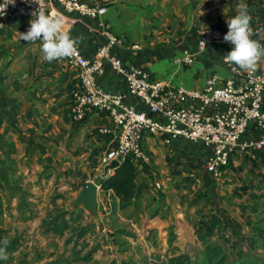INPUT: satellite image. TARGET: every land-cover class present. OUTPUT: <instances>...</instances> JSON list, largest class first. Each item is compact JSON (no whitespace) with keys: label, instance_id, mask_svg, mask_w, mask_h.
Returning a JSON list of instances; mask_svg holds the SVG:
<instances>
[{"label":"crops","instance_id":"0c3cea01","mask_svg":"<svg viewBox=\"0 0 264 264\" xmlns=\"http://www.w3.org/2000/svg\"><path fill=\"white\" fill-rule=\"evenodd\" d=\"M241 3L247 5L251 23L260 19L264 0H112L100 18L69 14L70 35L91 58L106 42L102 21L123 39L111 55L143 67L165 85L201 89L210 76L217 83L228 76L223 57L231 45L209 44L188 66L174 59L195 47L202 28L227 30L226 19ZM28 27L29 20L21 16L0 22V241H9L8 258L0 264H149L147 258L159 252H167L172 264H195L232 252L240 264L245 251L264 263V146L237 148L216 178L204 167L210 149L204 147L202 153L198 144L184 139L164 144L158 136L145 135L148 162L135 163L137 189L131 203L122 207L112 189L100 188L96 217L82 206L72 208L81 188L100 175L99 156L115 145L117 136L115 130L99 132L113 127L104 113L92 111L81 121L69 118L76 72L65 58L42 62L40 42L18 36ZM258 40L264 46V32ZM256 70L264 75V57ZM98 82L112 92L126 91L109 62ZM128 101L144 108L135 97ZM260 137L249 126L239 144ZM58 215L68 225L61 234L49 229ZM212 217L218 227L198 239L196 225L206 226ZM88 224L90 229L77 238V229ZM97 244L91 259L83 260Z\"/></svg>","mask_w":264,"mask_h":264},{"label":"built area","instance_id":"2783aa9c","mask_svg":"<svg viewBox=\"0 0 264 264\" xmlns=\"http://www.w3.org/2000/svg\"><path fill=\"white\" fill-rule=\"evenodd\" d=\"M0 0V8L5 6V14L0 15V22L14 16L30 20L31 13L37 5L29 0ZM112 0H99L96 3H85L82 0H46V11L55 12L65 21V27L70 30L73 20L69 14L75 13L89 18L102 17ZM251 24L253 39L264 32L263 14ZM262 21V22H261ZM106 42L95 50L91 58L83 55L79 45L71 57L65 58L68 65L77 75L78 83L69 90V118L81 121L86 114L97 111L106 114L112 129L100 128V133L115 130L117 140L99 156L101 173L95 179L97 189H100L99 179L103 177V167L112 160L121 163L129 158L134 163L145 164L148 157L143 151L142 140L145 135L161 138L164 144L177 139H184L195 144H201L210 149L204 161L205 169L213 177H221L234 150L252 149L264 146V75L255 72L241 71L234 64H226L229 77L217 83L215 76L206 79L201 89H190L184 86L172 87L151 77L143 67L126 64L112 50L123 44V39L110 32L104 22ZM226 29L211 25L199 30L195 47L185 49L174 62L190 65L196 56L202 53L209 44L221 46L230 45L223 40ZM263 46L261 40H258ZM138 48L137 44L132 45ZM224 58V57H223ZM109 62L115 73L124 79L126 91L118 93L106 90L98 82V77L104 72V64ZM135 97L144 108L140 109L128 101ZM179 100L182 105H175L171 100ZM187 100L197 104L187 105ZM152 114V115H150ZM249 126L261 132L258 140L239 144V139ZM156 189L161 188L155 182ZM149 264H170L166 252H159L147 258Z\"/></svg>","mask_w":264,"mask_h":264},{"label":"clouds","instance_id":"9594fccd","mask_svg":"<svg viewBox=\"0 0 264 264\" xmlns=\"http://www.w3.org/2000/svg\"><path fill=\"white\" fill-rule=\"evenodd\" d=\"M28 3L29 0H24ZM37 5L31 13L29 27L24 32H18L21 40L26 42L39 41L41 60L52 62L71 57L76 50L78 40L70 35L65 27L63 18L55 12L46 11V0H31ZM10 3H14L11 0ZM7 5V4H6ZM6 5L0 8V15L5 14ZM203 13L201 12V15ZM252 16L246 4L237 5L236 14L226 19L227 32L223 36L225 42L230 43L231 49L224 56L226 64H234L244 72H255L258 62L264 57V46L254 35L251 27ZM9 241H0V259L6 260Z\"/></svg>","mask_w":264,"mask_h":264},{"label":"trees","instance_id":"16d2710c","mask_svg":"<svg viewBox=\"0 0 264 264\" xmlns=\"http://www.w3.org/2000/svg\"><path fill=\"white\" fill-rule=\"evenodd\" d=\"M264 13V12H263ZM262 13V14H263ZM264 19V14H263ZM252 22L251 24H253ZM230 162V161H229ZM229 165V164H228ZM137 170L135 168V163L129 158H125L121 161L118 167L113 169V172L110 175L104 176L99 179V184L102 189H112L114 195L121 199V206H126L131 203L132 198L136 194L137 184H136ZM60 216L53 218L52 222H49L51 227L49 228L51 232L56 234H61L63 230L68 228L67 222L64 219H59ZM48 225V221H46ZM91 224H88L82 228L77 229L75 235L77 238L82 237L91 227ZM218 227V221L216 217H212L206 223V226L196 225L197 237L200 240L206 239L208 235L213 232V229ZM204 230V232H203ZM69 241V240H68ZM76 244V243H75ZM99 248V244L91 247L89 251L81 257L83 260H89L92 257L94 251ZM169 263L170 262L169 259ZM195 264H224V258H216L215 256L204 257L200 262H195ZM240 264H256L255 261L252 262H242Z\"/></svg>","mask_w":264,"mask_h":264},{"label":"water","instance_id":"95a60500","mask_svg":"<svg viewBox=\"0 0 264 264\" xmlns=\"http://www.w3.org/2000/svg\"><path fill=\"white\" fill-rule=\"evenodd\" d=\"M117 160H112L108 165L103 167V177L107 175L108 171L115 169L119 166ZM70 206L77 208L82 206L89 215L96 217L98 214V201H97V187L93 181H88L85 186L81 188L78 195L72 200Z\"/></svg>","mask_w":264,"mask_h":264},{"label":"rangeland","instance_id":"374dc122","mask_svg":"<svg viewBox=\"0 0 264 264\" xmlns=\"http://www.w3.org/2000/svg\"><path fill=\"white\" fill-rule=\"evenodd\" d=\"M171 63L176 64V63L173 62L172 58H171ZM186 66H188V65H186ZM224 66H225V68L227 70V73H228V76L227 77H229L230 74L228 72V69H227V67H226L225 64H224ZM198 145H199V148H200L201 152L203 153L204 147L201 144H198ZM203 162H204V160H203ZM193 163L195 165H198L199 164V161L197 159H195L193 161ZM226 167L228 168V166H226ZM231 253L232 252H230V254H227V255H219V254H216L215 257L216 258L223 257L224 258V264H239V262H240V261H238L239 258L233 257V253L232 254ZM166 254H167V252H166ZM167 256H168V254H167ZM168 258H169V256H168ZM197 259L200 261L202 258H197ZM240 260L242 262H252V261H255L256 264H264L261 260H259V258H253L250 255H248V253L246 251L244 252L243 256L240 257Z\"/></svg>","mask_w":264,"mask_h":264}]
</instances>
